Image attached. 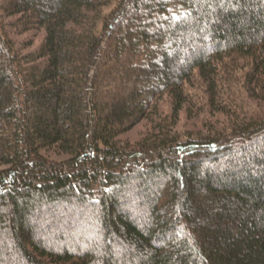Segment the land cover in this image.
<instances>
[{
    "label": "trees",
    "instance_id": "16d2710c",
    "mask_svg": "<svg viewBox=\"0 0 264 264\" xmlns=\"http://www.w3.org/2000/svg\"><path fill=\"white\" fill-rule=\"evenodd\" d=\"M243 63L252 94L264 0H0V264H264V111L221 105ZM195 79L227 124L178 134Z\"/></svg>",
    "mask_w": 264,
    "mask_h": 264
},
{
    "label": "rangeland",
    "instance_id": "374dc122",
    "mask_svg": "<svg viewBox=\"0 0 264 264\" xmlns=\"http://www.w3.org/2000/svg\"><path fill=\"white\" fill-rule=\"evenodd\" d=\"M36 33L28 34L19 37V40H25L30 43L34 42L32 49L37 48L41 43V36ZM241 69H245L240 71ZM247 67L244 63L237 69H232L231 74L225 76L224 84L222 86V93L225 89V94L222 95L223 107L228 108V112L232 113L233 116L243 119L251 118L252 116L263 113L264 111V84L260 85L259 88L254 91V93L249 94L247 91V86H249L248 81H246L245 75L247 74ZM199 79H195L192 83L191 88L188 89L189 96L192 98V103L186 112V110L181 114L180 121H178L177 132L178 134H197V132L205 133L210 130L209 126L217 123L218 127L226 125V121L220 115L212 118L211 108L208 103V95L206 96L203 84L200 83ZM161 114L163 117L170 118L171 116V103L165 98L162 102ZM213 122L212 124H210ZM220 123L223 125L220 126ZM150 130V125L143 123L142 125L136 127L132 132L128 133L127 136H122L123 141H128L134 144L141 140L147 135ZM149 134V133H148ZM54 160H64V157H53Z\"/></svg>",
    "mask_w": 264,
    "mask_h": 264
}]
</instances>
